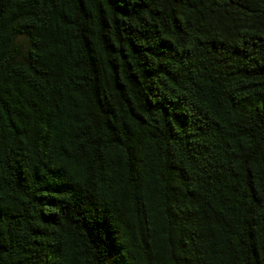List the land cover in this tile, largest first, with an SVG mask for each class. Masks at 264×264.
Here are the masks:
<instances>
[{"label": "trees", "instance_id": "1", "mask_svg": "<svg viewBox=\"0 0 264 264\" xmlns=\"http://www.w3.org/2000/svg\"><path fill=\"white\" fill-rule=\"evenodd\" d=\"M0 264H264V0H0Z\"/></svg>", "mask_w": 264, "mask_h": 264}]
</instances>
